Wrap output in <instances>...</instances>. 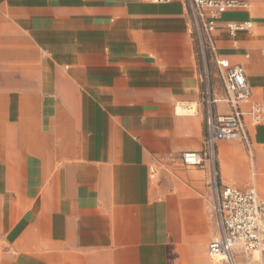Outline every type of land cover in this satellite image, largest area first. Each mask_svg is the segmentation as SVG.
Listing matches in <instances>:
<instances>
[{"label": "crops", "instance_id": "crops-1", "mask_svg": "<svg viewBox=\"0 0 264 264\" xmlns=\"http://www.w3.org/2000/svg\"><path fill=\"white\" fill-rule=\"evenodd\" d=\"M237 1L213 38L246 72L248 111L264 103V0ZM202 73L180 0H0V264H222L210 171L182 163L204 145ZM246 129L250 148L218 145L221 182L264 200V124Z\"/></svg>", "mask_w": 264, "mask_h": 264}, {"label": "built area", "instance_id": "built-area-1", "mask_svg": "<svg viewBox=\"0 0 264 264\" xmlns=\"http://www.w3.org/2000/svg\"><path fill=\"white\" fill-rule=\"evenodd\" d=\"M180 1L186 6L189 27L202 65V98L206 126L203 149L184 153L182 163L185 166L210 171L211 213L218 226V236L209 245V257L222 264H239L236 250L245 254L264 256V200L258 196L254 187L240 190L221 182L218 145L223 141L239 140L250 148L246 120L249 118L255 125L264 124V103H256L248 111L242 109V104L252 99V87L244 68L231 66L226 60H218L213 36L222 14L246 8V4L237 0ZM251 28V23L226 25L227 31L233 37ZM209 56L216 61L219 69L227 102L231 108L229 114L215 112L217 99L213 94L208 68Z\"/></svg>", "mask_w": 264, "mask_h": 264}, {"label": "rangeland", "instance_id": "rangeland-1", "mask_svg": "<svg viewBox=\"0 0 264 264\" xmlns=\"http://www.w3.org/2000/svg\"><path fill=\"white\" fill-rule=\"evenodd\" d=\"M210 60H211V57L209 56V58H208V68H209V71H210L211 84H212V89H213V81H212V76H211ZM218 169H219V165H218ZM240 258H246V259H249V260H251V259H252V257H251V256H245V255H241V257H240ZM241 264H243V263L241 262Z\"/></svg>", "mask_w": 264, "mask_h": 264}]
</instances>
